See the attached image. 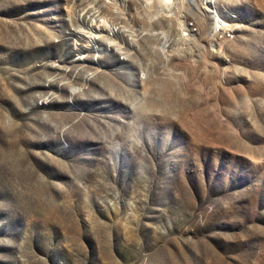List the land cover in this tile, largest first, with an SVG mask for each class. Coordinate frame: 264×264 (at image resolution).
Listing matches in <instances>:
<instances>
[{"label": "rangeland", "instance_id": "1", "mask_svg": "<svg viewBox=\"0 0 264 264\" xmlns=\"http://www.w3.org/2000/svg\"><path fill=\"white\" fill-rule=\"evenodd\" d=\"M189 1L0 0V264H264V0Z\"/></svg>", "mask_w": 264, "mask_h": 264}, {"label": "bare ground", "instance_id": "2", "mask_svg": "<svg viewBox=\"0 0 264 264\" xmlns=\"http://www.w3.org/2000/svg\"><path fill=\"white\" fill-rule=\"evenodd\" d=\"M194 4V8L197 11L196 13L198 14L197 16L200 15V17L202 18L203 24L202 26L205 29V32L207 31V26L213 22L217 23L219 22L216 16V12L214 9V0H200L199 2H196V0H191ZM189 1V2H191ZM191 4V3H190ZM204 7V10L201 7ZM183 8V7H182ZM190 8V7H189ZM186 10V9H185ZM188 10V9H187ZM191 11V10H189ZM184 12V11H183ZM182 12V13H183ZM196 15V14H195ZM187 18V17H186ZM186 21V20H184ZM188 22V21H187ZM186 23V22H185ZM184 25V24H183ZM184 27V26H183ZM189 27V26H188ZM202 28V27H201ZM187 29V28H186ZM206 35V34H205ZM196 38V37H195ZM194 39V38H193ZM197 41V40H196ZM198 42V41H197ZM196 42V43H197Z\"/></svg>", "mask_w": 264, "mask_h": 264}]
</instances>
